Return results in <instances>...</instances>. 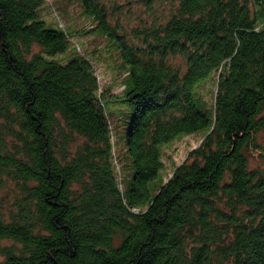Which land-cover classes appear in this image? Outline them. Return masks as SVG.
Here are the masks:
<instances>
[{"label": "trees", "instance_id": "16d2710c", "mask_svg": "<svg viewBox=\"0 0 264 264\" xmlns=\"http://www.w3.org/2000/svg\"><path fill=\"white\" fill-rule=\"evenodd\" d=\"M136 1L127 30L78 0L126 65L113 94L87 54L56 57L76 30L45 0H0V264H264V0ZM200 130L155 184L163 145Z\"/></svg>", "mask_w": 264, "mask_h": 264}, {"label": "rangeland", "instance_id": "374dc122", "mask_svg": "<svg viewBox=\"0 0 264 264\" xmlns=\"http://www.w3.org/2000/svg\"><path fill=\"white\" fill-rule=\"evenodd\" d=\"M108 1L111 5H117L119 20L127 30L137 25L139 18L144 15V6L136 0ZM160 10L161 6L158 8V11ZM42 12L48 22H56L61 27L67 25L73 30H76L75 33L73 31L75 35L71 39L74 45L70 46V49L65 53L56 55V57L60 59L67 58L71 47H75L76 50L92 58L101 87L103 85H110L113 94L120 91V83L125 76L124 71L126 65L120 59L114 45L106 38H103L98 29L94 28L84 33V29L91 26L92 22H89L87 17L81 12V6L78 0H45ZM97 46H99V49L96 54H93L90 49ZM175 61L179 64L181 62L180 58H177ZM207 86L210 88L211 83L208 82ZM111 106L112 104H107V110ZM121 133L122 131L120 129L119 131L114 129L112 132L113 146L116 153H120L124 149V139ZM204 133V130L193 132L182 137H177L173 141L163 145L164 166L160 169L155 184H159L162 179L167 177L174 164H178L186 158L187 152L201 142ZM257 140L264 147V130L258 133ZM248 159L250 166L262 165L264 163L262 157H259L257 153H248ZM126 175L127 173L122 172L121 181L123 185L126 182ZM13 190L14 185L12 184L0 189V200L2 201L3 199V208L6 210H9L13 203Z\"/></svg>", "mask_w": 264, "mask_h": 264}]
</instances>
